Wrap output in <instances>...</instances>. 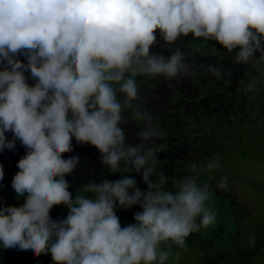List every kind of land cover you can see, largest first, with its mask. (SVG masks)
<instances>
[{
	"label": "clouds",
	"instance_id": "obj_1",
	"mask_svg": "<svg viewBox=\"0 0 264 264\" xmlns=\"http://www.w3.org/2000/svg\"><path fill=\"white\" fill-rule=\"evenodd\" d=\"M157 32L169 44L191 34L238 49L239 63L256 52L264 60V0H0V151L17 141L25 149L11 180L23 203L0 204L3 249L50 255L52 264H166L173 245L184 248L189 235L216 222L207 185L192 176L175 192L162 190V176L160 184L149 179L153 151L125 145L120 124L138 97L135 77L187 71L179 50L167 59L151 53ZM135 118L151 122L139 111ZM156 134L139 133L142 140ZM73 140L94 147L110 173L143 168L147 190L124 176L82 185L74 195L65 177L79 157L63 155ZM226 185L222 178L218 187ZM60 205L67 215L54 219ZM134 205L135 222L122 226L116 209Z\"/></svg>",
	"mask_w": 264,
	"mask_h": 264
},
{
	"label": "trees",
	"instance_id": "obj_2",
	"mask_svg": "<svg viewBox=\"0 0 264 264\" xmlns=\"http://www.w3.org/2000/svg\"><path fill=\"white\" fill-rule=\"evenodd\" d=\"M178 41L183 44L187 42V39L183 36ZM210 41L220 45L214 40L210 39ZM153 46L155 47L151 49L153 54L163 55L166 59L170 56L167 53L164 54V50H159L156 44ZM186 50L188 49H182V51ZM205 61H199L197 64L194 62L190 67L186 66V72L178 73L173 78L135 77L138 97L132 102L131 108L125 107L122 111L123 122L120 127L125 134V145L136 146L143 143L144 149L141 155L149 149L153 151L157 164L149 179L153 183L160 184L162 176L164 178L162 190L175 192L177 189L174 185L178 181L193 176L191 172H187L192 164V160L188 158L191 153L195 158L200 159L199 157L203 154L214 149L226 156L228 152L233 151L231 148H234L236 142H246L253 134L258 135L262 132V130L255 132V129L260 126L261 120L264 122V108H261L264 107V89L259 88L263 82L264 68L256 72L260 78L253 77L248 80V71L243 70L240 63L234 64L233 69L229 70L227 75L223 74L216 81H212L210 73L214 63L209 59ZM182 62L186 61L183 59ZM231 76H234L233 80ZM252 81L258 82L259 86ZM225 85L229 86L225 87ZM118 98L123 100L122 95H118ZM136 111L146 113L151 122L136 119ZM148 129H154L157 134L148 140H142L139 133ZM231 130L236 131V137L226 136ZM6 135L11 138L10 133ZM15 151L23 152L22 155L25 153L19 141L16 142L14 150L0 151V156L5 153L10 155ZM63 155L65 158L79 157V163L74 171L65 177L71 185L69 191L74 195L82 185L93 182L98 174L105 175L109 171L107 166L101 163L100 153L90 145H79L73 140V151ZM121 167H124L123 161H121ZM128 167L132 166L129 164ZM143 171L142 168L140 173L134 171L127 173L142 180ZM196 178L200 181L206 179L207 176L200 173ZM8 188L6 180H0V198L4 197L7 201L11 197V194L7 192ZM209 192L212 195L206 202L210 203V208L215 212L216 218L221 216L226 224L231 226L232 210L227 208V205L213 191L209 190ZM224 207L226 214L222 215L221 211ZM197 219L200 221L199 217ZM206 231L207 229L201 228L199 232L189 235L185 240V245L191 246L199 241V233L206 235ZM263 241V239L257 240L251 252L240 256L241 260L254 258ZM199 242L207 241L203 239ZM18 253L17 250L6 256L8 259L12 257L10 264H52L50 255L34 256L31 253L21 257L17 256Z\"/></svg>",
	"mask_w": 264,
	"mask_h": 264
},
{
	"label": "rangeland",
	"instance_id": "obj_3",
	"mask_svg": "<svg viewBox=\"0 0 264 264\" xmlns=\"http://www.w3.org/2000/svg\"><path fill=\"white\" fill-rule=\"evenodd\" d=\"M178 39L180 37L169 44L163 41L157 32V40L154 44L158 46L159 50H164V54L171 55L179 50L186 61L184 64L189 67L194 62L197 64L199 61H205V59L212 60L214 63L210 73L212 81H216L223 74L227 75V72L233 69L234 64H239L236 61L238 49H233L229 52L222 45L213 44L210 39L195 38L191 34L186 36V43L183 42L181 44ZM154 48L152 45L151 49ZM184 48L188 50L182 51ZM151 53L153 54V52ZM261 55V52H256L247 63H240L242 69L248 71V80L253 77L260 78V75H256V72L264 68V60L260 58ZM216 72L219 75L214 74ZM234 76H231L232 80ZM262 78L263 82L260 86L255 78L254 80L256 81H252V83H255L260 89H264V76ZM259 130L260 132L262 130L260 134L252 133L251 139L246 142H236L234 148H231L233 151L228 152L226 156L221 155L219 151L214 149L209 150L202 157L197 155L200 159L195 158L193 153L189 155L188 158L192 160V164L187 172H191L195 177L200 173H204L207 176L206 179L200 181L196 178L197 186L204 187L207 185L208 190L213 191L227 205V208L232 210L231 217L233 222L229 226L221 216L217 217L213 225L205 228L207 229L206 235L202 232L199 233V241L206 239L207 242L196 241L191 246H185L184 248L171 247L172 255L166 264H264V241L254 258L244 261L240 257L244 253L251 252V248L257 240H264V122L262 120L255 132ZM226 136L236 137V131L231 130L227 132ZM21 153L15 151L10 155L5 153L0 156V166L3 167L4 171L3 179L9 185L7 192L11 194L10 199L6 195L8 201L4 197L0 198V204L5 206H19L23 203V197H16L10 180L18 171L17 162L23 156ZM209 163L219 164L220 167L209 171L207 168ZM193 166H195V172L192 171ZM124 176L134 178L137 182L136 186L141 191L147 190L143 180L134 175H129L127 172L110 173L108 171L105 175L98 174L93 182L99 184L103 180L115 181ZM222 178L227 179L225 189L218 187ZM206 203V206L210 208V203ZM222 210L221 214H226L225 207ZM137 211H140V209L135 205L128 210L117 208L116 212L120 218L121 225L125 226L134 223L133 213ZM66 215L67 209L63 205L56 206L51 211V216L54 219H63ZM199 222L198 220L197 223L199 224ZM161 249L169 250L167 244H162ZM15 251L17 249L5 250L0 246V264H10L12 257L8 259L6 256ZM18 252L17 256L21 257L31 254L30 250H18Z\"/></svg>",
	"mask_w": 264,
	"mask_h": 264
}]
</instances>
